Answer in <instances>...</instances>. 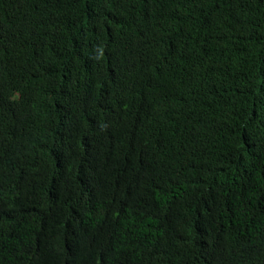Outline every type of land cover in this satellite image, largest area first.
Wrapping results in <instances>:
<instances>
[{
  "label": "trees",
  "instance_id": "trees-1",
  "mask_svg": "<svg viewBox=\"0 0 264 264\" xmlns=\"http://www.w3.org/2000/svg\"><path fill=\"white\" fill-rule=\"evenodd\" d=\"M0 264H264V0H0Z\"/></svg>",
  "mask_w": 264,
  "mask_h": 264
}]
</instances>
